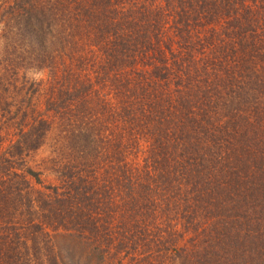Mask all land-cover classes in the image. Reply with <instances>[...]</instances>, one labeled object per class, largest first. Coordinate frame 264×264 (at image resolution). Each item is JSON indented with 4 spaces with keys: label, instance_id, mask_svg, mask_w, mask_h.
<instances>
[{
    "label": "rangeland",
    "instance_id": "1",
    "mask_svg": "<svg viewBox=\"0 0 264 264\" xmlns=\"http://www.w3.org/2000/svg\"><path fill=\"white\" fill-rule=\"evenodd\" d=\"M124 1L127 7L121 9L123 2L119 3L120 0H103L106 6L100 0H0V157L9 148L16 147L19 140H22L23 144L24 140L29 139L28 147L39 144L36 150L22 149L24 154L18 157L22 158L20 162L24 161L25 167L39 178L40 182H36V177L28 178L36 191L48 194L53 187H61V181L77 179L84 182L82 185L88 184L91 187L93 184L94 194H97L96 179L123 182L125 172L127 178L140 181L153 167L150 165L151 160L149 164L146 163L145 154L139 153L138 149L144 152L158 145V137H153L150 132L155 131L157 135L159 132L164 134L167 129L181 131L183 123L180 116L174 120L175 125H181L180 128L167 126L166 129L161 126L164 128L155 130L156 123L159 122V114L154 111L155 108L149 104L139 107L136 100L131 103L128 98L133 94L129 90L122 89L121 92V88H118L117 91L114 82L110 84L109 79H106L108 76L104 78L101 53H106L107 50L110 52L109 44L114 41L111 33L116 28L119 16V13H112L113 10L137 11L138 16L134 17L138 19L139 27H151V30H154L151 35L157 34L156 25L162 23L174 8L184 18L188 17L191 24L189 28L183 23L179 24L183 32L181 35L188 36V39L177 37L173 30L174 19L169 23L164 21L157 32L163 37L159 41L166 53L180 49L184 50L183 52L192 50L190 55H183L186 61L178 57L181 63L173 65V84L180 83L179 86L183 88L182 95L175 94L171 99H176V102L183 97L182 102L185 105L190 102L197 103L196 101L203 97L202 103L194 105V113H183L181 116L186 122L184 127L197 137L193 142L202 152L212 149L214 153L213 145L217 143L221 146L220 138L223 133L244 122L240 120L243 117L252 120L247 124L253 129L255 127L259 138H256V133L245 136L250 128L244 127L239 130L242 135L238 132L237 139L232 138L223 153L232 154L236 151V156L247 158L249 164H252V159L248 156L256 155L257 145L260 141L264 142V120L259 122L260 118L257 116L260 112L264 115V106L261 105V102H264V93H259L264 90V13L255 20L244 11L246 1L216 0L209 23L201 15L197 17L198 20L195 19L196 13L205 12L200 11V3L196 0H183L182 4L174 0L168 8L167 0ZM93 6L102 8L100 11H93ZM107 6L110 7L107 9ZM149 7L152 15L149 13ZM77 17L84 20L79 24ZM195 22L197 24L192 25ZM125 44L119 43L121 53L130 55L129 46L123 47ZM122 58L124 61L119 67L124 68L127 80L132 83L137 81L136 84H131V87H140L144 78L149 77L148 70L139 65L131 66L134 62L132 59L127 61L125 56ZM115 70L116 67L109 70L110 78L114 76ZM247 91L251 96L250 103L242 104L237 93ZM124 94L130 96L124 98ZM82 96L89 103L82 101L78 110L77 105L72 107L75 110L67 107L71 99ZM258 96L262 101L260 100L259 110L257 109L254 115L255 111L245 107H257L254 99ZM121 98L125 105L122 109ZM163 107L167 109V102ZM128 115H136L131 124L143 125L136 129L129 127L128 129L132 130H127L126 134H131L130 142H125L122 138L125 135L124 127L130 124L125 125V119L130 118ZM147 115H150L148 119ZM167 117L170 119L160 122H171L169 113ZM187 118L191 123H187ZM227 122L236 124L229 129H223ZM31 128L33 137L25 138L24 133ZM79 129L83 133L74 131ZM160 140L165 139L161 137ZM203 158L197 161L198 165ZM173 159L172 166L175 170L171 173V176H174L172 183L177 186L173 189L174 193L180 196V189H186L193 191L190 192L193 196L194 187L198 184H192L191 180L195 177L191 171L197 164L191 160L192 165L186 167L187 156H173ZM154 168L157 172L161 165L157 164ZM209 168V164L203 168L206 178L209 176ZM243 171L245 173L241 172L242 178L253 182L255 188L264 190L263 172L253 174L249 168ZM156 172L146 179H155ZM167 184H170L168 177ZM257 195L258 193H255V196ZM258 198H264V193ZM258 198L254 203L259 204ZM237 200L243 204L242 198ZM250 200L249 197L246 198L248 206ZM186 204L192 213L193 202ZM179 206L183 209L184 202ZM171 208L174 209L173 206ZM43 209L47 210L46 207ZM173 215L171 213L169 218ZM195 216L192 225L188 222L180 224L181 227L176 230L182 232L189 227H198L200 233L210 220H206L199 212ZM261 216L264 218V214ZM93 217L94 214H91V218ZM169 218L167 223L172 225L171 222L175 221ZM96 228L99 230V227ZM49 231L52 236L50 242L41 237L40 242L44 249L34 257L35 260L31 258L32 261H27L29 263H24L23 260V264H118L117 261L111 260L110 252L104 253L108 247L101 238L93 240L94 237H91L90 240L83 241L76 238V234L71 235L63 229ZM98 236L103 235L101 233ZM199 240L200 238L196 239L195 231H192L191 235L187 232L177 244V250L179 253L183 250L195 252ZM120 258L123 259L122 264H141L137 262L138 259L123 252Z\"/></svg>",
    "mask_w": 264,
    "mask_h": 264
},
{
    "label": "trees",
    "instance_id": "2",
    "mask_svg": "<svg viewBox=\"0 0 264 264\" xmlns=\"http://www.w3.org/2000/svg\"><path fill=\"white\" fill-rule=\"evenodd\" d=\"M100 1L106 6L103 0ZM172 1L174 0H167V8ZM177 1L181 4L183 2V0ZM196 1L200 3V11L205 12L196 13L195 19L198 20L197 17L201 15L206 22L211 23L209 17L214 11L216 0ZM244 1H246L244 11L253 19L257 20L261 13H264V0ZM124 2V0L119 2L122 4L121 9L127 7ZM126 2L128 1L126 0ZM93 7V11H100L102 8ZM108 7L110 6H107V9ZM148 9L152 15L150 7ZM120 11H112L115 15L119 13V16L116 20V28L111 33L114 41L111 45L109 44L110 52L107 50L106 53H101L104 78L108 76L106 79H109L110 84L114 82L117 91L118 88H121V92L122 89L129 90L133 96L124 94L123 97L130 96L128 99L131 103L136 100L139 107L149 104L155 108L154 111L159 114V119H157L159 122L156 123L155 130L156 128L163 129L164 127L161 126H165L167 129V126L180 128L182 125L181 131L167 129L164 134L159 132L157 135L155 131H151L150 134L153 137H158L156 138L157 147L146 149L144 152L138 149V152L145 154L146 163L149 164V160H151L150 165L153 168L148 170L140 181L127 178L126 172L123 173V182H106L105 179H96L97 194H94L95 187L93 184L91 187L88 184L82 185L84 182L75 178V180L65 179L66 181H61V187H53L48 194L36 191L32 188L28 178L36 177V182H40L39 178L27 166L25 167L24 161L20 162L22 158L18 157H22L24 154L22 149L24 151L25 149L27 151L36 150L39 144L28 147L29 139L24 140L23 144H21L22 140H19L16 147L9 148L0 157V264H23V260L24 263L32 261L31 258L35 260L34 257L44 249V245L40 242L41 237L46 239L44 241L50 242L52 236H50L49 230L56 232L60 229L70 232L71 235L76 234V238L83 241L90 240L91 237H94L93 240L101 238L108 247V249L105 248L104 253L105 251L106 253L110 252L111 260L117 261L118 264H122L123 259L120 258L122 252L138 259L137 262L141 264H264V218L261 216L264 214V198H258L260 194L264 193V190L255 188L253 182L241 176V172L245 173L243 170L247 168L252 170L253 174L262 172L264 174V142L260 141V144L257 145L256 155L248 156L249 159H252V164H249L247 158L236 156V151L232 154L223 153L230 140L232 138L237 139L239 130L244 127L250 128L245 136L256 133V138H259L255 127L253 129L247 124L252 120L243 117L240 120L244 122L238 123L237 126L223 133V137L220 138L221 146L217 143L213 145L214 153H212V149L202 152L193 142V139H197V137L184 127L186 122L181 116L183 113H194V105L199 102L202 103L203 97L196 101L197 103L190 102L185 105L182 102L184 101L183 97L176 102V99H171V97L174 98L175 94L182 95L181 89L183 88L179 86L180 83L179 85L173 84V77H175V74H172L175 70L173 65L181 63L178 57H181L182 61H186L183 55H190L192 50L183 52L184 50L180 49L177 50L178 53L177 51L166 53L160 46L161 41H159L163 37H160L157 32L160 31L164 21L167 20L169 23L170 20L174 19L173 30L177 37L182 39L184 36L181 35L182 29L179 24L183 23L186 28H189L191 24L188 17L184 18L174 8L173 12L169 11L167 18L165 17L162 23H158L156 28L153 27L157 34L151 35L150 33L154 32L151 27H139L138 19L134 17L138 16L137 11L130 9L126 12ZM146 17H150V15H146ZM78 20L80 24L81 20L84 19L77 17L76 21ZM195 24L197 22L192 25ZM184 39H188V36ZM118 40L120 41L118 42ZM120 42L126 43L123 47L129 46L130 55L121 53ZM122 56H125L127 61L129 59L134 61L130 64L131 66L139 65L148 70L149 77L144 78L140 87H131V84H136L137 81L132 83V81L127 80L124 68L119 67L124 61ZM115 67L117 70L113 71L114 76L110 78L109 70ZM259 93L263 94L264 90L262 89ZM237 95L242 104L243 102L250 103L251 96L248 91L246 93L238 92ZM77 98L71 99L67 107L69 106L71 109L73 105H77L76 109L78 110L82 101L89 103L83 96ZM260 100L259 96L256 97L254 101L257 103V107L251 108L250 105V107L246 106L245 109H252V112L255 111L253 113L255 115L257 109L259 110ZM166 102L167 109L163 107ZM261 105L264 106L263 101ZM124 106L123 98H121L120 109ZM131 109L135 112L132 106ZM168 113L171 116V122H160V120L170 119L167 117ZM149 116L147 115L146 118L148 119ZM179 116L183 124L175 125L174 120ZM257 116L260 118L259 122H263V112ZM135 117L136 115L125 119V125L130 123L123 129L125 135L122 140L125 142H130L131 134H126L127 130H132L128 129L129 127L136 129V127L143 125L131 124ZM188 121L190 122L187 118V123ZM234 124L236 123L227 122L223 129H229ZM79 130L74 131L83 133ZM136 131L138 132V130ZM239 135H242L241 132ZM24 137H33L32 128L24 133ZM161 137L165 140L161 141ZM124 146L126 151L127 144ZM204 155L205 158H203ZM208 155L209 158L207 159ZM173 156L177 158L187 156L186 167L192 165L191 160L197 164V161L203 158L199 165L197 164L191 171L197 180L193 178L192 184H198L194 187L193 196L190 193L193 191L189 192L186 189H180V196L174 193L173 189L177 186L172 183L174 176H171L172 171L175 170L172 166ZM157 164L161 165V168L156 172L154 167ZM208 164L210 165L209 176L206 178L203 168L207 167ZM131 172L133 173V171ZM155 172V179H146ZM167 177L170 184H167ZM255 193L258 195L255 196ZM123 195L125 196L122 197ZM169 196H175V198ZM247 197L251 199L249 206L246 201ZM238 198H242L243 204L237 200ZM257 198L259 204L258 202L254 203ZM175 201H177L176 204ZM190 201L193 202L191 204L192 213L186 204ZM182 202H184L183 209L179 208ZM245 205L247 207H244ZM45 207L47 210L43 211ZM256 207L259 209L255 210ZM197 212L206 220H210L206 222L207 226L200 233H198V227L193 229L189 227L182 232L176 230L177 227H181L180 224L188 222L192 225ZM171 213L174 215L169 218ZM91 214H94L93 218H91ZM168 218L175 222L170 221L172 225L167 223ZM96 227H99V230ZM192 231H195L197 240L200 238L199 244L204 246L196 244L197 251L185 252L183 250L182 253H179L177 244L185 233L188 232L191 235ZM101 233L103 236H98ZM50 260L53 261V258L50 257Z\"/></svg>",
    "mask_w": 264,
    "mask_h": 264
}]
</instances>
